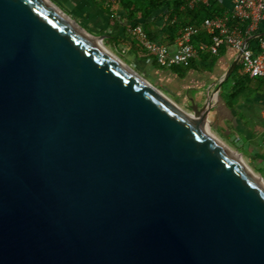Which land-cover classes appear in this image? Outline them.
<instances>
[{"label":"water","instance_id":"water-1","mask_svg":"<svg viewBox=\"0 0 264 264\" xmlns=\"http://www.w3.org/2000/svg\"><path fill=\"white\" fill-rule=\"evenodd\" d=\"M107 37L0 0V264H264V185L210 95L184 110Z\"/></svg>","mask_w":264,"mask_h":264},{"label":"crops","instance_id":"crops-1","mask_svg":"<svg viewBox=\"0 0 264 264\" xmlns=\"http://www.w3.org/2000/svg\"><path fill=\"white\" fill-rule=\"evenodd\" d=\"M51 1L80 22L87 30L91 28V30H93L92 32L106 35L118 32L122 36L121 28L117 27L116 23L114 25L110 24L112 18L108 16L106 10V6L111 4L112 8L117 12L116 15H120L121 11L114 6L113 0H106L105 2L100 0ZM211 1L214 2V6L223 7L225 9L224 12L233 11V0ZM252 21L255 23L257 31L261 29L264 30L263 11L259 12L255 9L252 10ZM145 23L149 30H157L162 25L160 14H155ZM206 32L209 33L207 30ZM242 32L245 39L248 33H246L245 29H243ZM250 35L251 34H249V36ZM130 48H135V44L134 42H130V39L126 38L123 49L132 53ZM170 49H176L175 43L170 46ZM237 52L238 50H235L227 44H222L216 54H212L207 50H202L201 53L197 54L196 52V56L192 58V66L186 69L181 67H175L174 69L165 67V69H161V66H158L153 59L147 57L145 60H139H141L145 67H148V69L152 71L156 79L165 83V85H163L166 86L167 89L174 91L185 107L190 110L193 106L200 108L210 95L211 106L209 125L211 128L225 137L232 135L233 138L240 139L253 147L259 145V147H261V153L264 156V80L262 78L250 77L249 86L252 92L248 96L240 98L233 108L227 107L223 99V95L226 92L222 84L227 79L223 78L231 64L237 60ZM140 53L139 57L142 58L143 54L142 52ZM151 60H153V65ZM239 60L240 58L236 61V64ZM219 82H221V86L215 91ZM157 84L161 85L160 83ZM230 84L231 82H229L228 86ZM236 107H240L241 110H238ZM253 109L258 110L261 121L259 134L262 139L257 140L259 143L255 140V135L251 128L252 125L249 123Z\"/></svg>","mask_w":264,"mask_h":264},{"label":"trees","instance_id":"trees-1","mask_svg":"<svg viewBox=\"0 0 264 264\" xmlns=\"http://www.w3.org/2000/svg\"><path fill=\"white\" fill-rule=\"evenodd\" d=\"M105 2L106 0H100ZM114 6L120 11V15L117 16V12L109 4L106 6L108 16L115 20L116 26L121 28L122 36L117 33H109L108 37L104 39L105 44L110 46L115 51H120L119 46L125 44V40L130 39V42H134L135 48H130L134 57L139 60H145L147 57L142 56L141 49L134 40L133 36L129 33L128 27L134 24H141L148 38L163 43L167 46L174 44L175 39L181 34L183 28L187 25H197L200 27V31L192 37V45L197 50V54L201 53L199 49L200 44L209 45L211 43L212 34L207 33L203 24L205 18L217 19L221 17L226 18V23L229 28H237L239 30L245 29L250 22L249 18H241L235 16L232 11L224 12L223 7L214 6V2L207 0L206 3H197L191 7L187 5L188 0H113ZM160 14L162 25L157 30H149L146 25L148 21L155 14ZM264 31L263 29L257 32ZM256 33V32H255ZM254 34V33H253ZM252 35V34H251ZM249 34L245 36L248 37ZM123 37V38H122ZM259 37L252 38L248 41V47L253 53L258 51ZM121 52L125 53L126 50L122 48ZM139 60V62H141ZM153 65V60H151ZM193 59L187 66L173 65L168 68H190L192 66ZM165 69V67H160ZM264 80V79H263ZM231 84L228 86L227 82ZM250 77L242 72L241 59L233 68L227 79L223 82L222 87L225 90L223 99L225 104L229 108H233L240 98L248 96L252 89L249 86Z\"/></svg>","mask_w":264,"mask_h":264},{"label":"built area","instance_id":"built-area-1","mask_svg":"<svg viewBox=\"0 0 264 264\" xmlns=\"http://www.w3.org/2000/svg\"><path fill=\"white\" fill-rule=\"evenodd\" d=\"M206 2L207 0H188L187 5L191 7L197 3ZM254 9L264 12V0H233V14L241 18H251V21L245 27L248 34H253L257 31L255 23L252 21V10ZM110 24L114 25L115 20L112 19ZM202 25L212 34V38L209 45H199L201 50L216 54L222 44H227L238 51L241 50L242 72L251 78L264 79V31L259 36L258 51L253 53L248 44H244L243 32L237 28H229L225 17L217 19L206 18ZM128 31L140 47L143 56L153 59L158 66H187L192 58L196 56L197 51L191 40L200 31V27L197 25H187L183 28L181 34L174 42L175 50L170 49V46L163 43L149 39L139 23L129 26Z\"/></svg>","mask_w":264,"mask_h":264},{"label":"rangeland","instance_id":"rangeland-1","mask_svg":"<svg viewBox=\"0 0 264 264\" xmlns=\"http://www.w3.org/2000/svg\"><path fill=\"white\" fill-rule=\"evenodd\" d=\"M71 16V15H70ZM79 19V18H78ZM88 31L93 34L99 35V33L92 32L91 28H88ZM102 43L104 46L114 53L116 56H118L123 62H125L127 65H129L132 69L137 71L139 74L144 76L148 81L156 85L158 89H160L164 94H166L169 98H171L173 101H175L181 108L188 112H192L189 108H186L183 102H181V99L178 98L177 94L174 93V91H171L166 88L165 83H162L159 79H156V76L153 75L152 71L148 69V67H145V65L142 64V62H139V60H136L134 55L129 52L128 50L123 53L121 52L122 48L124 45H120V51H115L113 50L110 46L105 44V41L103 40ZM230 81L227 82L229 84ZM157 83H162L161 85H158ZM164 84V85H163ZM238 110H241L240 107H236ZM251 120L249 123L252 125V131L254 133V138L255 140H261V135L259 134L260 132V118L258 115V110L253 109L251 113ZM210 132L214 134L219 140H221L232 152L240 156L242 161L252 170V173L260 178L262 182L264 183V156L261 153V147L259 145L257 146H252L250 144H246L240 139H235L233 138L232 135L230 136H223L216 132V130L212 129L211 126L209 125ZM260 135V136H259ZM245 138V137H244ZM259 143V141H257Z\"/></svg>","mask_w":264,"mask_h":264},{"label":"bare ground","instance_id":"bare-ground-1","mask_svg":"<svg viewBox=\"0 0 264 264\" xmlns=\"http://www.w3.org/2000/svg\"><path fill=\"white\" fill-rule=\"evenodd\" d=\"M96 42L102 46V44L100 43V41H99L98 39H96ZM203 126H204L208 131H210V129H209V127H208V125H207L206 123H203ZM231 153H232L234 156H236V158H238V159L240 160V158H239V156H238L237 154H235V153L232 152V151H231ZM253 177H254L255 179H257L258 181H260V182L264 185V183L262 182V180H261L260 178L256 177L254 174H253Z\"/></svg>","mask_w":264,"mask_h":264}]
</instances>
